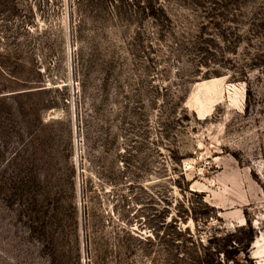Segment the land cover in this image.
Returning <instances> with one entry per match:
<instances>
[{"label": "rangeland", "instance_id": "374dc122", "mask_svg": "<svg viewBox=\"0 0 264 264\" xmlns=\"http://www.w3.org/2000/svg\"><path fill=\"white\" fill-rule=\"evenodd\" d=\"M0 264H264V0H0Z\"/></svg>", "mask_w": 264, "mask_h": 264}, {"label": "bare ground", "instance_id": "6f19581e", "mask_svg": "<svg viewBox=\"0 0 264 264\" xmlns=\"http://www.w3.org/2000/svg\"><path fill=\"white\" fill-rule=\"evenodd\" d=\"M215 80H216V78H215Z\"/></svg>", "mask_w": 264, "mask_h": 264}]
</instances>
